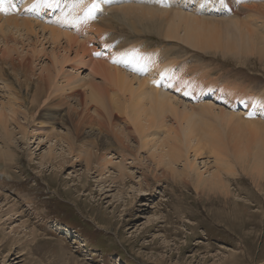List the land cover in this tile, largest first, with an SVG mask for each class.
Wrapping results in <instances>:
<instances>
[{
  "label": "bare ground",
  "instance_id": "obj_1",
  "mask_svg": "<svg viewBox=\"0 0 264 264\" xmlns=\"http://www.w3.org/2000/svg\"><path fill=\"white\" fill-rule=\"evenodd\" d=\"M91 3L55 0L53 7H47L45 0H3L0 144L11 163L17 160V143L28 146L30 141L36 143L37 151L47 146L41 166L58 170L69 164L74 170L82 159L85 171L94 170L102 186L107 181H135L137 170L141 179L136 182L137 192L142 193L146 182L142 169L153 167L163 177L184 179L198 194H214L227 201L232 193L225 176H235L239 168L257 191L264 189V122L245 115L264 119V97L259 96L261 103H257L219 90L221 99L216 101L222 106L186 103L195 97L190 90L193 81L204 80L202 72L183 74L179 69L167 79L165 74L184 55L182 46L223 57L248 55L249 59L255 54L263 58L261 35L253 36L242 28L239 18L233 19L234 10L242 6L231 7L230 16L215 17L202 10L220 14L223 4L218 0H97L101 11L90 18ZM115 23L129 34L114 32ZM258 23L254 19L251 28ZM145 31L174 42L173 51L135 42L136 34ZM232 99L245 114L225 109L231 108L226 102ZM59 109L63 113H57ZM89 127L93 132L85 131ZM28 155L32 158L33 152ZM109 170L116 176L108 175ZM150 174L158 178L155 171ZM1 205L0 214L7 221L15 204L5 209ZM29 236L35 237V232L30 230Z\"/></svg>",
  "mask_w": 264,
  "mask_h": 264
},
{
  "label": "rangeland",
  "instance_id": "obj_2",
  "mask_svg": "<svg viewBox=\"0 0 264 264\" xmlns=\"http://www.w3.org/2000/svg\"><path fill=\"white\" fill-rule=\"evenodd\" d=\"M218 1L232 10L241 5L234 10L233 19L239 18L244 30L255 37L261 35L264 40V0ZM232 3L235 4L231 6ZM232 10L215 17L230 16ZM254 19L259 22L255 30L251 28ZM114 27L118 34H129L120 24L115 23ZM134 41L158 44L167 52L175 46L174 42L159 39L153 31L136 34ZM180 51L184 55L174 69L166 70V79L179 69L183 74L186 70L202 72L205 77L190 85L195 97L186 103L195 100L197 104L211 102L222 106L217 102L221 99L219 90L261 103L264 57H223L183 46ZM237 102H226L231 108L225 109L232 111ZM60 109L56 112L63 113ZM236 112L246 113L241 107ZM245 115L257 123L264 122L255 120L252 114ZM92 127L97 135L98 126ZM90 129L85 131L91 132ZM17 145V160L11 163L0 144L1 208L15 204L9 208V220L0 214V264H264V189L257 191L239 168H234L235 178L224 177L232 193L227 201L214 194H198L189 182L163 177L161 170L153 167L142 169L146 182L144 192L138 193L137 170L135 181H107L102 186L94 170L85 171L82 159L74 164V170L69 164L55 170L40 165L47 146L37 151L35 142ZM31 151L32 158L28 155ZM111 171L108 175L115 177ZM153 171L157 179L150 174ZM4 198L6 202L2 203ZM30 230L35 237L29 236Z\"/></svg>",
  "mask_w": 264,
  "mask_h": 264
},
{
  "label": "snow or ice",
  "instance_id": "obj_3",
  "mask_svg": "<svg viewBox=\"0 0 264 264\" xmlns=\"http://www.w3.org/2000/svg\"><path fill=\"white\" fill-rule=\"evenodd\" d=\"M54 3H55V0H53V2H48V0H45V4L47 7H53ZM32 7H35V5H33ZM0 11H6V9H4L3 7V0H0ZM99 11H101L99 3H97V0H92V3L89 7L87 15L90 18H92L94 13L99 12ZM95 55H100V53H95ZM113 62L116 63L117 60L113 59Z\"/></svg>",
  "mask_w": 264,
  "mask_h": 264
}]
</instances>
